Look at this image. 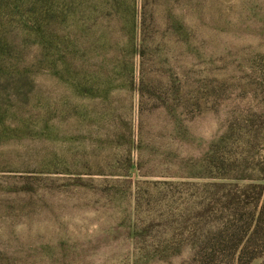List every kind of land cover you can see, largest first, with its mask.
Wrapping results in <instances>:
<instances>
[{
	"label": "trees",
	"instance_id": "1",
	"mask_svg": "<svg viewBox=\"0 0 264 264\" xmlns=\"http://www.w3.org/2000/svg\"><path fill=\"white\" fill-rule=\"evenodd\" d=\"M223 71H264V0H0L1 215L32 204L33 194L41 204L59 192L92 196L87 205L116 208L125 225L68 255L51 246H0V264H252L261 258L264 186L247 185L259 190L248 198L227 181L217 186L210 179L213 170L235 162L221 151L231 123L204 146L193 179L181 173L156 180L142 158L149 150L184 152L198 122L233 96V80L222 79ZM156 138L176 145L155 146ZM18 183L32 188L19 190ZM158 183L202 191L203 213L182 242L148 233L155 218L142 216V189ZM212 185L220 190L211 193ZM203 220L212 222L205 238ZM118 238L124 249L115 251L110 246Z\"/></svg>",
	"mask_w": 264,
	"mask_h": 264
},
{
	"label": "rangeland",
	"instance_id": "2",
	"mask_svg": "<svg viewBox=\"0 0 264 264\" xmlns=\"http://www.w3.org/2000/svg\"><path fill=\"white\" fill-rule=\"evenodd\" d=\"M226 77L233 80L230 82L233 96L227 101L223 100L216 113L213 112L198 122L197 136L186 143L183 153L180 150L164 149L143 152L142 158L148 161L144 164L146 171L153 175L154 179L162 180L163 177L181 173L184 177L193 179L200 173L197 167L203 157L204 146L212 144L215 130L221 129L225 122H229L233 125L232 132L224 137L221 151L235 159V162L213 170V178L210 179L217 181L213 182L217 186L218 181H227L234 193L245 191L248 198L257 197L259 190L246 186H264V71H223L222 79ZM222 138L220 136L216 139V147L220 146ZM151 142L160 147L176 145L171 140L158 138L152 139ZM187 178L185 180L191 182ZM195 183L201 184L204 181ZM18 185L19 190L32 188L21 183ZM142 190L145 194L142 216L153 214L155 218L148 229L149 235L167 243L173 236L180 242L188 239L189 231L197 222L194 218L203 213L200 206L202 191L198 194V187L164 183L146 186ZM218 190L220 188L214 186L211 193L214 194ZM33 195L30 202L32 204H25V208L23 206L21 210L6 216L0 213V246L15 249L51 246L65 250L68 255L73 249L89 248L90 242L109 232L111 227H125L120 211L116 208H105L104 202L96 206L87 205L92 196L76 197L71 193L62 195L57 192L48 198L43 197L40 204V194ZM194 204L199 207L197 211L192 210ZM252 205L244 210L245 213H255L262 203L259 206ZM202 222L200 228L203 229L205 238L212 222ZM122 243V239L118 238L110 247L119 251L124 249ZM34 261L39 260L28 262ZM252 264H264V255Z\"/></svg>",
	"mask_w": 264,
	"mask_h": 264
}]
</instances>
